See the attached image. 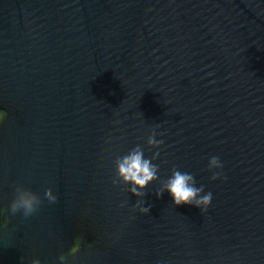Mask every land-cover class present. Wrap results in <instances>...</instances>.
Instances as JSON below:
<instances>
[{
    "label": "water",
    "instance_id": "1",
    "mask_svg": "<svg viewBox=\"0 0 264 264\" xmlns=\"http://www.w3.org/2000/svg\"><path fill=\"white\" fill-rule=\"evenodd\" d=\"M153 128L159 177L193 174L207 211L112 185ZM17 183L58 200L13 215ZM77 237L70 264H264V0H0V264Z\"/></svg>",
    "mask_w": 264,
    "mask_h": 264
},
{
    "label": "clouds",
    "instance_id": "2",
    "mask_svg": "<svg viewBox=\"0 0 264 264\" xmlns=\"http://www.w3.org/2000/svg\"><path fill=\"white\" fill-rule=\"evenodd\" d=\"M158 135L155 128L147 137L146 144L150 148L157 149L152 153L150 158L144 155V148L137 144L130 149L126 154L117 156L114 160L115 175L111 179L114 187L127 185L128 187H121L122 191L129 192L136 197H145L147 185L153 181H160V187L156 189L155 195L159 198L167 191L173 199L175 205L189 204L199 208L201 213L207 211L208 206L212 202L213 194L211 191L205 193L204 185L196 186L197 181L195 176L189 172L179 170L178 167L173 166L171 175L166 179H161L158 175L159 164L153 163L160 156V147L164 144L163 139H156ZM163 135V133H159ZM208 171L211 172L210 179L227 180V176H222L223 162L219 156H211L207 165ZM220 169L221 171H213ZM43 199H47L49 203H55L58 200L57 194L51 187L44 191L43 198L39 193L33 191L24 184L17 183L14 189L13 198L6 211L15 215L21 213L24 218H29L34 215L43 203ZM144 199H138L133 205V210H139L141 213L148 214L151 205L145 206ZM127 201H122L120 207H125ZM81 251V239L79 237L74 239L72 246L69 248L67 254L61 253L57 257L55 264H70L69 257L75 258ZM22 259V258H21ZM31 264H41L39 257H33Z\"/></svg>",
    "mask_w": 264,
    "mask_h": 264
}]
</instances>
